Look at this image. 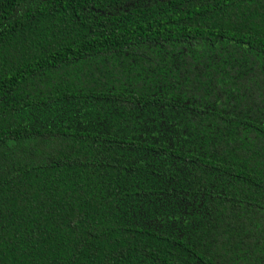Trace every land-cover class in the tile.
<instances>
[{
  "label": "trees",
  "instance_id": "16d2710c",
  "mask_svg": "<svg viewBox=\"0 0 264 264\" xmlns=\"http://www.w3.org/2000/svg\"><path fill=\"white\" fill-rule=\"evenodd\" d=\"M0 264H264V0H0Z\"/></svg>",
  "mask_w": 264,
  "mask_h": 264
}]
</instances>
